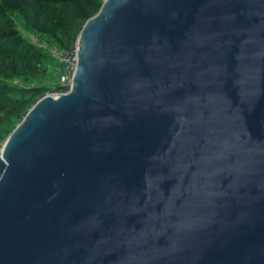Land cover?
<instances>
[{
  "label": "water",
  "instance_id": "obj_1",
  "mask_svg": "<svg viewBox=\"0 0 264 264\" xmlns=\"http://www.w3.org/2000/svg\"><path fill=\"white\" fill-rule=\"evenodd\" d=\"M70 92L0 151V264H264V0H104Z\"/></svg>",
  "mask_w": 264,
  "mask_h": 264
},
{
  "label": "trees",
  "instance_id": "obj_2",
  "mask_svg": "<svg viewBox=\"0 0 264 264\" xmlns=\"http://www.w3.org/2000/svg\"><path fill=\"white\" fill-rule=\"evenodd\" d=\"M103 1L0 0V147L39 97L61 88L62 64L47 42L72 48Z\"/></svg>",
  "mask_w": 264,
  "mask_h": 264
},
{
  "label": "built area",
  "instance_id": "obj_3",
  "mask_svg": "<svg viewBox=\"0 0 264 264\" xmlns=\"http://www.w3.org/2000/svg\"><path fill=\"white\" fill-rule=\"evenodd\" d=\"M32 39L36 41L34 38ZM46 48L52 56H54L61 62L63 68V73L61 74L59 79L61 88L54 89L46 95L59 97L63 94H67L72 89L73 78L78 66V41L70 49H60L57 46L51 44L46 45Z\"/></svg>",
  "mask_w": 264,
  "mask_h": 264
},
{
  "label": "rangeland",
  "instance_id": "obj_4",
  "mask_svg": "<svg viewBox=\"0 0 264 264\" xmlns=\"http://www.w3.org/2000/svg\"><path fill=\"white\" fill-rule=\"evenodd\" d=\"M32 38H33V37H32ZM51 43H52V42H50V41L47 42V44H51ZM57 78H58V69H56V70L54 69V72L51 73V74L49 75L48 81H49V82H54V81H56ZM39 98H40V97H39ZM39 98H38V99H39ZM38 99H37V100H38ZM37 100H36V101H37ZM36 101H35V102H36ZM1 148H2V146L0 147V151H1Z\"/></svg>",
  "mask_w": 264,
  "mask_h": 264
}]
</instances>
